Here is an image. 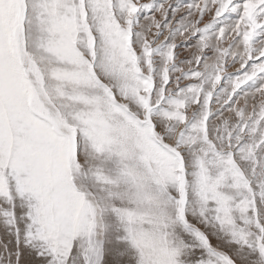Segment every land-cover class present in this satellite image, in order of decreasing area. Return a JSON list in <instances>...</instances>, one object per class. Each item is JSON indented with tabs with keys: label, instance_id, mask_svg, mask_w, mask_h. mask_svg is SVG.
<instances>
[{
	"label": "snow or ice",
	"instance_id": "obj_1",
	"mask_svg": "<svg viewBox=\"0 0 264 264\" xmlns=\"http://www.w3.org/2000/svg\"><path fill=\"white\" fill-rule=\"evenodd\" d=\"M0 264H264V0H0Z\"/></svg>",
	"mask_w": 264,
	"mask_h": 264
},
{
	"label": "rangeland",
	"instance_id": "obj_2",
	"mask_svg": "<svg viewBox=\"0 0 264 264\" xmlns=\"http://www.w3.org/2000/svg\"><path fill=\"white\" fill-rule=\"evenodd\" d=\"M213 243H214V244H216V243H217V241H216L215 239H213Z\"/></svg>",
	"mask_w": 264,
	"mask_h": 264
}]
</instances>
